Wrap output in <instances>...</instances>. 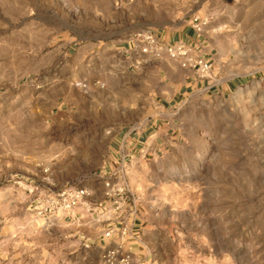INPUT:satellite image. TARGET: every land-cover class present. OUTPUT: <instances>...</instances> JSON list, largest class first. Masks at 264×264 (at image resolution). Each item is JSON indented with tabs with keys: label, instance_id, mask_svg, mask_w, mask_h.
Listing matches in <instances>:
<instances>
[{
	"label": "rangeland",
	"instance_id": "rangeland-1",
	"mask_svg": "<svg viewBox=\"0 0 264 264\" xmlns=\"http://www.w3.org/2000/svg\"><path fill=\"white\" fill-rule=\"evenodd\" d=\"M196 17L206 73L115 57ZM91 186L90 219L50 211L48 193ZM117 245L130 264H264V0H0V264H104Z\"/></svg>",
	"mask_w": 264,
	"mask_h": 264
},
{
	"label": "built area",
	"instance_id": "built-area-1",
	"mask_svg": "<svg viewBox=\"0 0 264 264\" xmlns=\"http://www.w3.org/2000/svg\"><path fill=\"white\" fill-rule=\"evenodd\" d=\"M193 28L197 32H201L204 23L199 21L196 17L193 19ZM131 48L137 50L141 55L148 58L162 60L169 58L171 60L180 61L184 67L186 66H199L200 70L204 73L210 69L209 62L200 57L192 55V47L182 41L175 43H165L161 41L157 35L150 29L142 30L134 35V38L130 41ZM83 88H87V85H82ZM121 167L126 168L124 162ZM103 186V193L106 200L108 199L112 203V209L115 212L124 210L122 205V199L124 196V190L115 188L111 182V177L99 176ZM94 197V190L89 187H67L58 192L48 193L47 202L52 213L62 212L67 215L71 214L75 208L79 206L89 207V212H97V208L90 207V198ZM118 198H120L118 200ZM107 202V201H106ZM104 204V203H103ZM101 208H104L102 205ZM115 234V229L109 228L106 233V238H112ZM122 246L117 245L115 248L108 249L104 256V264H130L129 255L121 253Z\"/></svg>",
	"mask_w": 264,
	"mask_h": 264
},
{
	"label": "crops",
	"instance_id": "crops-1",
	"mask_svg": "<svg viewBox=\"0 0 264 264\" xmlns=\"http://www.w3.org/2000/svg\"><path fill=\"white\" fill-rule=\"evenodd\" d=\"M157 37L165 42L166 44L167 43H175V42H179V41H182L186 44H189V45H192L195 47V50L192 51V54L194 56H197V57H202L204 58L202 55H201V33L195 31V30H190V29H187L185 31H182V32H176L174 34V38H170V36L167 35V33H165L164 31H158V32H154ZM112 50L110 49V45L105 49V53H110ZM113 52V51H112ZM115 53V57L118 58V61L121 62L122 64H129L130 65V68L134 67L135 64L136 65H149L151 63H170L171 60L169 59H162V60H156V59H152V58H148L144 55H141L137 50H134L131 48V44L130 42L125 44L123 47H119L117 48V50L114 52ZM135 58H137L135 60ZM135 63V64H134ZM186 77V80H185V83L186 84H193L195 86H204L205 83H206V79L204 80H201L199 78L195 76L193 77H188V76H185ZM163 97H157V99H160L162 100ZM147 131V129L145 130H141V131H131L130 134L126 135L123 139V141L121 142L120 144V166L126 161L129 160V158H131L132 154L136 153L141 147L142 145L145 144V141H147L145 138V132ZM148 142V141H147ZM139 152L141 153H145L144 150H140ZM114 155V153H113ZM113 160V159H111ZM90 188H92L94 190V197L90 198L89 202H90V207L91 208H97V209H101L103 203L105 202L103 199L99 202L96 197H95V194L97 193V187L96 186H91ZM101 193L103 194L104 196V193H103V190L100 189ZM101 194V195H102ZM87 208L89 207H86V206H79L77 207L76 209H81V212L78 211V212H75V210L71 213V215H65V218L68 216V217H71L72 219L76 218L78 220H83L85 221L86 219H90L89 217L94 214H97V212H94V213H90ZM108 209V212L107 214H113L115 213L113 211L112 208H107ZM123 212V211H122ZM87 216V217H85ZM94 220V219H93ZM92 221V220H91ZM97 222V220H94V222ZM115 225V223H112ZM112 224H107V225H104V227L106 228L107 226L109 225H112ZM103 228V229H105ZM101 237V234H97V239L99 238L100 239ZM102 238V237H101ZM102 240H100L98 243H102L101 242Z\"/></svg>",
	"mask_w": 264,
	"mask_h": 264
}]
</instances>
